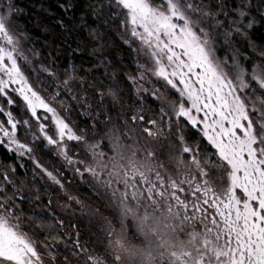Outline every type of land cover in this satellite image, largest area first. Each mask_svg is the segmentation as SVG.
I'll return each mask as SVG.
<instances>
[{
	"label": "snow or ice",
	"instance_id": "snow-or-ice-1",
	"mask_svg": "<svg viewBox=\"0 0 264 264\" xmlns=\"http://www.w3.org/2000/svg\"><path fill=\"white\" fill-rule=\"evenodd\" d=\"M253 5L101 0L90 6L96 19L107 13L118 23L135 52L136 75L126 77L134 93L128 105L107 65L100 81H111L107 91L97 89L95 77L80 76L74 64L63 80L52 67H35L18 35L14 0H0V146L31 159L63 188L33 155L41 144L54 148L76 175L90 177L104 209H119L122 226L135 220L137 231L145 232L160 213L165 228L190 232V246L174 251L172 264H264V49L253 48L261 60L249 70L237 47L257 22ZM62 7L68 11L72 4ZM256 10L264 18V0H257ZM53 88L54 100L69 97L72 109H85L80 115L91 120V135L75 131L49 103L43 91ZM15 109L26 118L18 119ZM161 141L172 150L169 163L151 147ZM15 171L12 165L0 170V264H120L108 247L110 225L118 221L99 208L88 213L96 243H81L80 232L75 240L63 238L56 231L62 221L38 242L30 222L35 213L22 215V203L31 200ZM61 243L63 249L56 247Z\"/></svg>",
	"mask_w": 264,
	"mask_h": 264
},
{
	"label": "trees",
	"instance_id": "trees-1",
	"mask_svg": "<svg viewBox=\"0 0 264 264\" xmlns=\"http://www.w3.org/2000/svg\"><path fill=\"white\" fill-rule=\"evenodd\" d=\"M69 3L72 4V8L65 11V7H62V5L67 6ZM100 3L101 0H14L18 10L15 25L19 29L18 33L24 37L27 49L37 57L39 66L44 65L54 68L59 71L60 79L63 80L65 79L64 70L70 64H74L80 76L95 77L97 79V89L107 91V85L111 81L105 80L103 84L100 83L101 80H104L105 65H107L112 69V72L108 75H115L120 88L125 90L128 105H131L134 93L126 77L136 74L133 51L121 40V29L118 27V23L108 19L107 13L100 15L98 19L95 18L93 9L90 6L99 5ZM256 3L257 0H254L252 14L256 17L257 22L249 32V39L240 40L237 45L242 63L249 70L261 60L259 53L253 51V48L264 49V18H261L256 10ZM82 18L87 22L86 26L82 25ZM244 57L248 59L245 60ZM101 61H103V64L100 63ZM75 86L79 88V84ZM91 94L90 91L89 95ZM59 103L67 117H69L68 122L74 130L78 133L88 131L91 135V120L80 115L85 109H72L70 105L74 102L65 96L60 98ZM101 131H104V129H101ZM190 143L192 142L190 141ZM151 147L165 157V163L170 162L168 157L171 155L172 150L167 146L166 141L152 144ZM73 152L75 153L76 150L73 149ZM33 155L48 167L63 171L64 165L51 150H45L39 146ZM0 163L4 167L14 166L16 169L15 177L18 181L24 178L25 173L27 174L28 185L25 186V191L31 203L27 200L22 203V215L28 217L30 214L35 213V216L30 218V222L32 223L31 230L33 233L39 234L37 236L38 242H42L44 237L52 230L50 225L54 221H62L64 226L73 228V225H75L80 231H85L87 234H84V237L92 244L96 243L98 238L97 226L94 222L89 221L88 213L98 208L101 209L107 219H117V224L110 225L112 229L123 230L127 228L129 230L131 228L130 240L132 242L143 241L142 238L136 236L135 228H137V225L135 220L127 226H122L123 220L120 219L119 209L111 212L103 208L102 193L93 188L87 174H85L82 181L72 180L66 182L67 177H65L62 181L65 193L57 190L61 196L60 198L56 197L57 192L50 194L44 191L39 184L36 187L38 191L36 196L31 186L33 180L31 164L24 158L18 159L14 154L8 153L2 146H0ZM21 164H23V168L20 167ZM50 214L51 218L46 220L50 217ZM161 215L163 214L157 213L155 217ZM64 229L65 227L57 228L56 231L61 233L63 238H67ZM49 242L51 243L50 239ZM56 247L63 249L64 245L61 243ZM41 250L47 255L43 247H41ZM60 258L62 260L63 256L61 255Z\"/></svg>",
	"mask_w": 264,
	"mask_h": 264
},
{
	"label": "rangeland",
	"instance_id": "rangeland-1",
	"mask_svg": "<svg viewBox=\"0 0 264 264\" xmlns=\"http://www.w3.org/2000/svg\"><path fill=\"white\" fill-rule=\"evenodd\" d=\"M18 35H20L21 39L25 42L24 37L20 33H18ZM120 37L123 42L125 39H127V37L124 35L122 31H121ZM133 47H135V45H133ZM25 51L28 54L29 59L34 61V66L39 68L40 67L38 64L39 61L37 57L27 49L26 42H25ZM133 55H134V60L136 64L135 52H133ZM31 79H32L33 84H36V78H35L34 73H31ZM145 86L147 87L148 85H145ZM43 94L48 98L49 103H51L54 107H56L63 116L67 117L64 110L60 106V103H59L60 99L59 100L53 99V95L55 94L54 88L52 89L51 93L47 91H43ZM14 114L17 116L18 119L26 118V117L21 116L19 109H15ZM35 124L36 122L33 121L34 127H35ZM30 138L31 137L29 136V140ZM21 139L23 140V130H21ZM39 146L44 148V145L42 144ZM48 150H51L53 152V154L64 165V168H63V171H59L53 167H48L46 164L41 163L38 160L44 168H46L48 171H51L55 175H57V177L61 181H63L65 177H67V179H65L66 182L72 181V180L82 181L83 178L79 175H76L74 171L70 170L68 166L65 164L64 160L62 158H59L56 155V150L54 148L48 149ZM24 159L29 164L32 165L33 180L31 181L32 182L31 186H32V191L35 192L36 196L38 192L36 187H38V184L42 186L44 191L50 194L57 192L56 194L57 198L61 197L57 190H59L61 193H65L64 185H63V188H61L58 185L54 184L52 181L48 180L46 176H43V173H39V169H35V165L33 164L31 159H28V158H24ZM3 169H8V167H4L0 163V170H3ZM61 172H63L64 174H62ZM34 173H39V175L34 176ZM8 174L10 176L13 175V173L10 170ZM27 179L28 177H27V174L25 173L24 178L19 179V181H23L25 183V186H27L28 185ZM35 181H37L38 183H36ZM50 194L49 196L51 198ZM164 223H165L164 215H161V216L155 217V219H152L149 222V224L147 225L145 229V232H138L137 228H135L136 233H137L136 236L143 239V241L141 242L139 240L137 242H132L129 238L130 235L128 234L127 228L123 230L113 228L112 233H111L112 238L108 244V247L111 249V253L113 255H118L120 257V264H172V260H170L169 257L174 251L179 253V252L184 251L186 248L190 246L191 233L190 232L184 233V234L175 233L165 228ZM63 227H65L64 231L66 232V236L71 235L72 239L75 240L76 233L80 232L81 233L80 242L85 243L87 241L88 243L92 244L84 237V234H87V233L85 231L83 232L80 231L79 229H77L75 225H73V228H69L67 226H64L63 224ZM153 231H155V235L152 234ZM191 247L195 248V244L192 243ZM61 255L63 256V254Z\"/></svg>",
	"mask_w": 264,
	"mask_h": 264
}]
</instances>
